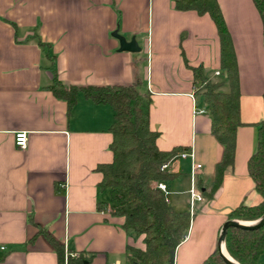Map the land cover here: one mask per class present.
Returning <instances> with one entry per match:
<instances>
[{
	"label": "crops",
	"instance_id": "crops-1",
	"mask_svg": "<svg viewBox=\"0 0 264 264\" xmlns=\"http://www.w3.org/2000/svg\"><path fill=\"white\" fill-rule=\"evenodd\" d=\"M217 1L236 53L243 125L235 164L208 199L224 147L211 133L212 119L185 60L230 90L209 15L177 11L174 0H0V244L7 248L0 264H59L48 236L67 253L92 257L90 264H128L127 247L136 245L124 219L106 211L109 190L99 188V166L113 161V108L83 94L69 108L50 90L54 73L67 87L142 79L158 148L194 152L203 200L193 212L192 159L174 158L167 171L175 177L164 182L170 206L192 215L175 264H203L217 249L229 213L261 202L247 163L256 150L255 125L264 118V23L253 0ZM114 33L135 38L141 50L120 51ZM19 131L28 133L25 149L15 144Z\"/></svg>",
	"mask_w": 264,
	"mask_h": 264
},
{
	"label": "trees",
	"instance_id": "trees-1",
	"mask_svg": "<svg viewBox=\"0 0 264 264\" xmlns=\"http://www.w3.org/2000/svg\"><path fill=\"white\" fill-rule=\"evenodd\" d=\"M264 23V0H253ZM177 11H195L198 15H209L214 22L221 46V70L230 90H221L222 82H213L204 74L203 66L192 67L197 93L205 102L212 119L211 133L224 147L222 161L216 166L211 187L205 192L212 199L224 181L225 172L235 164L237 129L242 126L239 72L233 41L225 17L217 0H174ZM38 45L47 44L38 40ZM183 56L184 52H183ZM50 90L55 97L67 101L73 108L79 94L97 105H110L114 121L109 131L113 135L110 145L113 161L100 165L103 174L99 184L101 192H111L110 214L123 218V230L130 235H144V249L127 247L130 264H175L178 246L186 238L192 215L189 211H177L168 203L165 194L157 188L158 182L175 177L161 166L188 150L175 147L162 151L157 146L159 133L150 128V106L152 103L145 83L137 79L128 85L107 86H65L56 76ZM264 100V94H263ZM256 150L247 163L255 191L262 200L257 205L241 204L228 215V220L254 222L264 215V118L256 125ZM103 208V205H100ZM59 264H65L66 250L62 243L48 236ZM225 247L238 264H259L264 254V227L256 231L230 228ZM68 253L67 264H90L92 257ZM203 264H227L219 249L207 257Z\"/></svg>",
	"mask_w": 264,
	"mask_h": 264
},
{
	"label": "built area",
	"instance_id": "built-area-1",
	"mask_svg": "<svg viewBox=\"0 0 264 264\" xmlns=\"http://www.w3.org/2000/svg\"><path fill=\"white\" fill-rule=\"evenodd\" d=\"M219 74V73H217ZM15 144L17 146V148L19 149H25L27 148V145H28V133L25 132V131H19L16 133L15 135ZM183 158H186V157H190L193 161L192 163V186H191V189L189 191V194H190V210L191 212L194 211V208H195V204L197 201H202L203 198H202V195L198 192L197 190V187H196V182H195V179H196V175H197V171L200 170L202 168V165L200 164H197L195 162V154L193 151H191L190 153H181L180 154ZM169 166V163H166L164 165L161 166V171H165L167 170ZM157 188L160 189L166 196V199H167V195H168V192H167V186L164 182H158L156 184ZM107 212H110V208L106 209ZM6 246L5 245H2L0 244V251H6ZM70 255H72L73 257H75L77 254L75 253H71ZM67 258H68V253L66 254V263L67 264ZM130 264V263H128Z\"/></svg>",
	"mask_w": 264,
	"mask_h": 264
},
{
	"label": "water",
	"instance_id": "water-1",
	"mask_svg": "<svg viewBox=\"0 0 264 264\" xmlns=\"http://www.w3.org/2000/svg\"><path fill=\"white\" fill-rule=\"evenodd\" d=\"M114 36L119 39L120 41V51H125V52H139L141 49L136 41L135 38H132L130 41L119 35L118 33H114ZM239 228L243 230H248V231H256L259 230L260 228L264 227V215L262 218H260L257 221L251 222L250 224H247L242 221H234V220H228L227 222L224 223L221 231V235L219 238L218 242V249L219 253L222 257V259L225 261L227 264H238L233 258V261L231 259H228L223 252V243L225 241L227 232L230 228Z\"/></svg>",
	"mask_w": 264,
	"mask_h": 264
},
{
	"label": "rangeland",
	"instance_id": "rangeland-1",
	"mask_svg": "<svg viewBox=\"0 0 264 264\" xmlns=\"http://www.w3.org/2000/svg\"><path fill=\"white\" fill-rule=\"evenodd\" d=\"M106 196V199L111 202V192L108 191L107 194L105 195ZM133 237L135 238L136 242H135V248H138V249H144L145 248V245H144V235H140V236H136V235H133ZM67 254V252H66ZM263 258L262 260H260V264H264V255H262ZM65 263H66V255H65Z\"/></svg>",
	"mask_w": 264,
	"mask_h": 264
},
{
	"label": "bare ground",
	"instance_id": "bare-ground-1",
	"mask_svg": "<svg viewBox=\"0 0 264 264\" xmlns=\"http://www.w3.org/2000/svg\"><path fill=\"white\" fill-rule=\"evenodd\" d=\"M247 224H250V223H247ZM223 252H224V255H225L228 259H231V260L233 261L232 257L229 255V253L227 252V250H226L225 248H223Z\"/></svg>",
	"mask_w": 264,
	"mask_h": 264
}]
</instances>
